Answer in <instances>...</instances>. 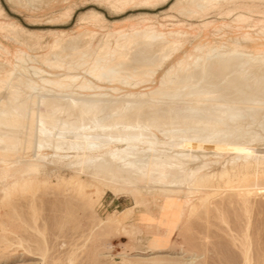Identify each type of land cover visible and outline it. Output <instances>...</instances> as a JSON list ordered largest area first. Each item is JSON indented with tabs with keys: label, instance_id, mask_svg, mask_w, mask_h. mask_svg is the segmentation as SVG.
<instances>
[{
	"label": "bare ground",
	"instance_id": "6f19581e",
	"mask_svg": "<svg viewBox=\"0 0 264 264\" xmlns=\"http://www.w3.org/2000/svg\"><path fill=\"white\" fill-rule=\"evenodd\" d=\"M7 1L37 9L54 0ZM262 3L176 0L170 9L203 24L217 11L221 21H208L210 30L222 27L234 36H248L251 24L243 15L227 21L224 17ZM62 16L48 18L44 25H57ZM81 20L90 27L105 23L98 12ZM158 26L140 29L128 24L126 30H105L102 25L98 39L87 26L75 33L54 30L43 49V36L25 31L16 21L0 20V31H6L26 54L12 57L0 42V200L10 186L23 190L46 183L52 171L58 172L52 167L74 153L66 162L78 165L72 179L86 174L114 193L129 194L133 208L146 214L162 211L167 221L164 207L156 202L158 196L185 192L178 204L181 214H186L209 195L217 178L225 179L229 167L240 166L244 174L255 166L264 168V44L250 50L241 40L227 37L232 47L228 52L205 43L206 54L196 56L191 51L201 49L198 42L180 55L187 35L199 36L197 28L190 23V30L183 32ZM169 65L155 87L146 86ZM226 75L232 77L227 79L232 89L250 87L252 98L233 97L234 90L233 98H219ZM22 158L29 162H21ZM11 176L14 181L8 182ZM84 185L90 184L79 182ZM126 224L121 227L128 233ZM165 240L160 237L157 247Z\"/></svg>",
	"mask_w": 264,
	"mask_h": 264
},
{
	"label": "rangeland",
	"instance_id": "374dc122",
	"mask_svg": "<svg viewBox=\"0 0 264 264\" xmlns=\"http://www.w3.org/2000/svg\"><path fill=\"white\" fill-rule=\"evenodd\" d=\"M143 1L54 0L48 7L43 5L36 6L37 9H25L0 0L3 12L0 20L16 21L25 31L32 30L43 36V49L51 40L49 32L54 30L75 33L87 26L94 31V39H98L102 25L105 30H126L128 24L140 29H158V23H162L164 29L173 31H189L190 23L197 28L199 36L194 37L189 33L187 42L180 48V55L191 50L189 44L198 42L202 50L197 48L191 51L196 56L206 54L203 50L206 44H215L219 51L228 52L232 47L227 37L241 40L250 50L257 44H264V3L260 7L232 11L228 17H224L227 21L236 15H243L250 22V35L237 34L236 37L229 29H209L208 21H221L217 11L210 14L203 24L189 21L175 9H170L176 0L161 3L152 0L149 2L150 8H145L149 3L144 4ZM113 5L115 7H111ZM92 12L102 14L105 23L95 22L90 27L81 20ZM60 13L63 16L57 25H44L48 18L57 19ZM166 15L173 17L166 18ZM0 42L9 48L12 57H26L20 51L21 47L8 39L6 31H0ZM169 67L159 70L153 82L146 86L155 87ZM228 76L220 82L221 86H225H222L223 91L219 89V98H252L250 92L254 94L250 87L246 88L249 93L242 87L240 91L238 88L232 89V77L227 81ZM73 156L74 153H70L68 160L52 167L58 172L49 170L52 172L46 183L33 184L23 190L17 186L7 189L5 198L0 200V264H264L263 167L249 168L245 170L247 175L240 166L229 167L225 179L217 178L213 192L197 200L193 212L186 214H181L178 204L179 197L185 192L168 198L158 196L156 202L164 207L166 221L162 211L154 209L152 214H146L140 207L133 208L134 199L129 194L114 193L110 187L90 180L86 174L72 179L78 165H68L66 162L72 160ZM21 160L29 162L28 158ZM7 181H14L13 176ZM80 181L90 185L79 186ZM123 224L128 227V233L121 227ZM136 231H140V234H136ZM160 237L166 240L157 247Z\"/></svg>",
	"mask_w": 264,
	"mask_h": 264
}]
</instances>
